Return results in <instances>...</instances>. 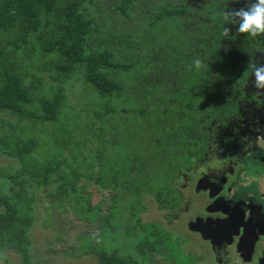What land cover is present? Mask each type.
Wrapping results in <instances>:
<instances>
[{"label": "trees", "instance_id": "obj_1", "mask_svg": "<svg viewBox=\"0 0 264 264\" xmlns=\"http://www.w3.org/2000/svg\"><path fill=\"white\" fill-rule=\"evenodd\" d=\"M155 2L0 0V111L7 113L9 121L18 119L20 129V134L15 135V130L3 134V153L18 157L20 166L15 174H5L11 179L5 186L8 194L0 196V243L4 245L2 250L16 249L24 264H33L28 256V232L35 220L33 204L38 190L47 188V196L58 201L57 206L50 203L56 210L66 205L77 218L90 223L96 220L101 205H92L82 186L77 185L81 175L91 174L89 154L95 152L87 147L79 155L78 165L72 164L78 159L72 150L85 148V141L91 143L96 124L85 109L70 110L67 105L63 84L75 71L82 72L85 81L99 93L117 96L129 89L138 103L133 116L119 118L104 128L106 134H113L124 157L116 165L103 160L99 167L96 184L112 185L107 182L111 181L114 191L111 210L102 223L112 222V208L117 207L124 194L130 197V218L135 216L132 207L141 200L143 192L153 193L163 206L174 207L176 199L162 196L164 188L170 193L175 191L168 182L172 175L204 161L209 143L221 135L220 126L241 117L249 107L264 109V86L257 87L250 67L264 66V34L239 32L240 20L232 15L249 9L256 0H165L161 5ZM111 4L123 21L113 14L106 15L104 8ZM97 10L100 15L95 13ZM137 17L146 18L156 34L146 39L153 43L150 51L145 48V58L132 62L128 51H137L141 41H145L126 25L136 23ZM141 25L145 30L146 26ZM224 29L229 30L227 35H223ZM34 52L42 63L26 62ZM47 77L51 84L45 83ZM57 80L61 85L53 90ZM95 109L107 115L101 108ZM94 117L105 127L102 116L94 111ZM11 123L14 122H7ZM39 124H57V131H64L62 137L56 135L57 140L65 144L57 148L54 157L40 162L38 155L29 159L39 134L25 137L24 133L26 127L37 132ZM77 129V135L84 140L74 134ZM66 150L71 152L73 161L66 157ZM78 166L79 169L74 168ZM155 179L163 180L164 185L157 186ZM48 185H52V190ZM71 197L75 200L69 201ZM216 210L220 209L212 211ZM140 228L148 233L158 232L154 223H143ZM209 230L220 231L207 228L205 235ZM61 235L58 233L57 238ZM86 237L85 252L92 253L100 264L128 263L118 247L105 250L96 245L98 236ZM160 242L166 248L172 244L170 240ZM130 264L135 263L131 260Z\"/></svg>", "mask_w": 264, "mask_h": 264}, {"label": "rangeland", "instance_id": "obj_2", "mask_svg": "<svg viewBox=\"0 0 264 264\" xmlns=\"http://www.w3.org/2000/svg\"><path fill=\"white\" fill-rule=\"evenodd\" d=\"M164 1L156 0L155 3L161 5V2ZM113 6L111 4L110 7H103L106 15L113 14L119 18L120 22L123 21L120 13L113 12ZM95 13L100 15L101 11L97 10ZM136 21L132 24L126 23L129 28H132L130 32L145 38V41L156 34V30L148 26L146 18L140 20L137 17ZM141 23L146 26L145 30H143L144 27ZM145 41H141L137 51H128V56L132 62L141 61L145 58V48L147 47L149 50L153 43V41H146L145 44ZM37 55L36 52L31 56L28 55L26 62L32 63V65L42 63L38 60ZM15 56H19V54H15ZM122 58L124 59V56ZM133 68L137 70V66ZM46 82L47 85L51 84V79L47 77ZM126 82L129 84L130 79ZM53 84L52 89L56 90L57 87H60L61 82L57 80ZM63 87L64 93L68 96L67 105L70 110L81 111L85 109L87 115L96 121L95 136H92L91 143L85 141V148L79 151L72 150L77 154L78 159L74 160L68 150L65 151V155L68 160H74L72 164L77 166L80 162L79 155L85 152L87 147L95 152V154H89L92 158L91 161H88L91 174L81 175L77 185L82 186L83 194L88 197L92 205L100 203L101 205H98L97 223L96 220L90 223L77 218L66 205L56 210V207H52L50 203L52 202L53 206H57L58 201L47 196V188L38 190L33 204L35 220L28 232L30 242L28 256L33 264H100L92 253L85 252L88 250L86 236H98L96 245L99 244L105 250H109L112 246L118 247L119 254L128 260L127 264H130L131 260L135 264H172L173 261L176 264H245L244 255L238 248L239 241L237 238L231 245L220 247L226 240L225 237L212 231L209 233V237L193 230L196 232L195 234L191 230L190 222L204 221L208 217L215 220V215L210 214L206 207L218 196L226 197L235 205L238 203L237 198L239 196L246 195V191L242 193L237 188L243 190L245 185L251 183V175L247 171L252 161L251 158L255 154H260V159L255 158L256 161H253L257 165L254 166L255 171L257 168L258 170L264 169V160H262L264 158V109L249 107L241 117L238 116L228 121L225 126H220L221 135L217 134L215 139L209 143L210 147L204 153V161L194 164L189 169H179L172 175L170 181L165 180L171 184L175 191L170 193L168 189L164 190V188L162 196L167 195L176 199L174 207L163 206L157 201L153 193L143 192L141 195L142 202L139 200L134 203L132 212L135 213V216L130 218L129 212L131 210L128 208L130 197L124 194L117 207L112 208V222L105 221L102 223V219L106 218L111 210L109 207L114 192L113 183L107 181L112 185L99 186L95 181L96 176L103 160H106L107 164L116 165L117 160L124 157V151H119L113 134H106L104 128L110 127L112 121L117 122L119 118L133 116L134 111L138 108V103L129 89H125L124 93L117 96L99 93L93 85L85 81L84 74L80 71H75L72 78L65 82ZM95 108H101L107 115ZM94 111L106 120L105 127H102L103 123L94 117ZM6 114L4 111H0V196L8 194L5 186L11 178H7L5 174L9 172L15 174L20 166L18 157L3 153L4 132L15 130V135L20 134L18 119L9 121L10 117ZM11 121L14 123L7 124ZM57 127V124H46L45 126L39 124L38 133L33 132L29 127L25 128V137L39 134V141L29 159H34V155H38L36 158L39 162L50 159L52 156L54 157L58 147L61 148L65 145L57 140L58 136L56 135L62 137L61 134L64 133L62 130L57 131ZM90 127L89 124L88 131ZM24 133L21 134L24 135ZM78 133V129L74 131V134L77 135ZM13 136L11 141L14 139ZM77 136L79 140L85 139L81 135ZM180 163H184V161L180 160ZM74 168L79 169L80 167ZM254 169L253 165H250V171L254 172ZM245 174L247 177L244 176ZM154 183L157 186L164 185L163 180L156 181L155 179ZM235 183L237 186L230 189V185ZM261 183L263 184L264 181ZM139 185L141 186V184ZM208 185H211V190ZM48 189L52 190V185H48ZM12 195L14 199L13 192ZM249 196H252L251 192ZM50 197L52 198V196ZM74 200L75 198L71 197L69 201ZM244 204L250 203L245 202ZM143 223L157 224L156 231L158 232L148 233L145 229L142 230L140 227ZM58 233H62L60 238H57ZM160 240H170L172 244L166 248ZM3 246L0 243V252L3 251L0 256V264H24L16 249L5 247L2 250ZM255 264H258L257 261Z\"/></svg>", "mask_w": 264, "mask_h": 264}, {"label": "flooded vegetation", "instance_id": "obj_3", "mask_svg": "<svg viewBox=\"0 0 264 264\" xmlns=\"http://www.w3.org/2000/svg\"><path fill=\"white\" fill-rule=\"evenodd\" d=\"M259 155V153L255 154L248 166L247 173L251 175V183L245 185L243 190L237 188L242 193L243 191L247 192L246 195L237 198V204L233 205L226 197L218 196L206 207L210 214L215 215V220L208 217L204 221L190 222L191 230H196L203 235L207 228L214 229L216 227L220 230L219 235L226 238L220 247L231 245L234 239L237 238L239 241L238 248L244 255L245 264H255L256 261L258 264H264V183H261L264 181L262 180L264 169L260 168L261 170H258L257 168V171H255L254 166L257 165L253 162L256 161L255 158L260 159ZM250 165H253L254 172L250 171ZM244 176L247 177L246 174ZM208 186L211 190V185ZM236 186V183L231 184L230 189ZM250 192L252 193L251 197L249 196ZM245 202L250 204L245 205ZM216 207L220 210L212 211ZM211 231L209 230L206 236L209 237ZM193 233L196 234L195 231Z\"/></svg>", "mask_w": 264, "mask_h": 264}, {"label": "clouds", "instance_id": "obj_4", "mask_svg": "<svg viewBox=\"0 0 264 264\" xmlns=\"http://www.w3.org/2000/svg\"><path fill=\"white\" fill-rule=\"evenodd\" d=\"M232 15L240 20L239 32L247 33L251 36L264 34V0H256L249 9H240L232 13ZM227 18L228 14L226 13L225 19ZM228 31V29H224L223 35H227ZM196 63L199 66V60ZM250 67L254 70L257 87L264 86V66L256 67V65L252 64Z\"/></svg>", "mask_w": 264, "mask_h": 264}]
</instances>
